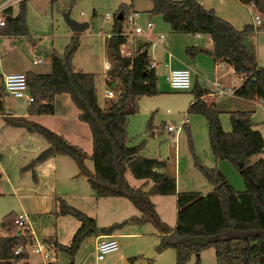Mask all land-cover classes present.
Wrapping results in <instances>:
<instances>
[{
	"label": "trees",
	"instance_id": "obj_1",
	"mask_svg": "<svg viewBox=\"0 0 264 264\" xmlns=\"http://www.w3.org/2000/svg\"><path fill=\"white\" fill-rule=\"evenodd\" d=\"M25 0H18V10L11 15V6L1 10L4 24L0 33L25 34ZM147 10L156 13L168 23L173 32L200 33L210 37V47L190 45L185 52L190 56L201 51L211 58V62L223 61L232 67L233 73L242 77L233 86L232 94L245 99L264 101V67L255 64L254 50L250 36L254 30L251 23L235 28L229 21L219 17L212 8L204 7L197 0H150ZM248 1L256 12L264 16V0ZM129 6L119 3L113 16L111 33L106 40V48L111 59V74L118 77V93L115 99L100 107L96 100L94 86L95 73L75 68L71 56L78 46L76 34L70 35L61 52L51 49L47 55L50 63L48 72L25 70L27 91L32 99L26 106L28 113H50L53 111L52 97L65 92L77 109V118L84 121L91 135L92 170L83 163L84 153L55 135L51 130L22 121L26 128L41 135L48 145L40 150L32 162L42 160L54 153L70 156L78 171L86 176L95 196L124 195L140 211L121 221L107 225H97L94 218L80 209L57 198V214H69L79 220L68 244L50 243L72 257L85 236L109 233L127 220L143 222L153 219L162 229L158 234L156 249L173 247L175 264H182L189 253L199 252L204 246H212L216 264H264V154L251 160L254 153H264V141L260 131L251 120V110H227L229 129L221 126L220 110L214 101L202 99L209 91V85L195 81L190 88L193 98L186 106V113L201 114L206 121L208 146L214 159H226L238 171L243 188L234 189L223 173L215 166H206L198 161L191 142L188 147L193 164L198 168L212 188L204 194L193 190H175V178L164 169V161L156 157L138 154L141 144H127L126 121L133 113V100L139 95L157 93L156 74L148 68L150 58L143 43L133 49L132 55H120L119 44L124 41L122 22ZM121 17H118L117 14ZM264 29V24L257 29ZM110 82V80H108ZM0 75V96L2 95ZM1 110V104H0ZM14 124L18 120H10ZM146 128H150L147 120ZM142 181L137 186L128 183L125 173ZM146 186V187H145ZM145 187V188H144ZM174 194L175 222L172 228L160 222L150 200L151 195ZM15 212L9 211L2 217L4 234H0V264H13V260L25 259L27 251L22 248L13 253V246L24 243L30 234L26 227L14 223ZM203 239V240H202ZM198 263V254L194 260Z\"/></svg>",
	"mask_w": 264,
	"mask_h": 264
},
{
	"label": "rangeland",
	"instance_id": "obj_2",
	"mask_svg": "<svg viewBox=\"0 0 264 264\" xmlns=\"http://www.w3.org/2000/svg\"><path fill=\"white\" fill-rule=\"evenodd\" d=\"M24 3V23L27 32L19 35L0 36V64L2 71L3 65L13 68L15 71H23L27 67H30L28 68L30 70L32 68L37 70L49 68V59L47 61L45 53L34 48V42L39 41V45L46 47L53 45L54 48L52 49L61 52L69 36L76 34L78 46L71 56V63L75 68L95 73L94 86L97 104L100 107H104L107 101L116 98L119 84L118 77L111 74L110 71L112 62L106 48L107 35L105 36V34L111 33L112 20L118 4L125 3L129 6L128 12H136L134 16L135 24L142 28L140 33L132 35L133 48L146 42L145 48L149 58L158 61L154 68L157 93L139 95L134 98L135 110L128 115L125 127L127 143L129 145L140 143L139 155L159 157L165 160L166 172L175 178L176 191L193 190L204 194L212 188V185L193 164L192 154L188 147L189 141L199 162L206 166L217 167L234 189L243 188V181L238 171L228 160L220 158L214 160L208 146L204 117L197 113H186V106L193 98L190 88L195 81L208 84L209 86L207 87L211 90L210 81L213 76L210 56L201 51L195 52V56L193 55L199 63L203 64V72L201 73L209 81H202L199 75L194 76L190 71V87L187 89H172L164 78L167 67L176 66L175 63H172L176 56L190 61V54L185 52L187 46L193 43L205 46L204 37L197 40L192 33L171 31L168 23L159 14L147 11L151 7L150 0H25ZM11 5V15H14L18 10V0H13ZM231 9L235 13L242 11L234 6H231ZM251 9L254 10L253 7ZM106 12L109 14L107 18L104 17ZM65 13L71 18L86 20L88 26L81 31H72L64 21L63 15ZM244 16L248 17L246 13ZM146 21H150L153 24V28L150 31H147L144 27ZM122 27L123 30H126L129 27H133V25L123 21ZM262 30L264 29H257L256 34L253 32L255 39H253L254 37L251 39L250 36L251 44H254L253 48L255 46L260 57L264 56V31ZM159 33L164 35L163 40L157 39ZM167 40H169V43ZM163 42L166 46L163 45ZM210 45V42L206 43L207 47H210ZM166 52H169L171 57L166 56ZM37 56H40L43 61L32 63L31 59ZM104 60L110 63V68L107 71L102 68ZM163 62H167V67L162 65ZM220 72L224 73L218 75ZM215 74L218 78L222 75V80L234 79L235 82L237 81L236 75L228 66L216 68ZM106 88L112 89L114 96L106 97L104 95ZM5 97L4 105L11 102V104L22 102L24 99L23 97L14 98L10 95H5ZM202 99L206 101L214 99L215 106L220 110L219 119L224 130L229 129L227 110L251 108L253 106V111L249 109L251 110V120L256 122H254L255 128L260 126L259 128L264 135V110L258 107L257 104L252 105L251 103L252 106L248 107L244 102L233 96L223 95L219 98L216 95L211 96L207 93L202 96ZM147 120L150 121V128L153 133H149L146 128ZM168 121L172 125L179 126L176 134H174V130L170 132L165 130V123ZM261 154L254 153L250 156V159L254 160ZM126 174L131 185L139 183L140 179L132 178L129 172H126ZM2 185L1 181L0 188ZM8 195L6 193L4 196H0V223L3 222V215L9 212V209L5 208H12L13 205L11 206L10 203L15 201L14 196ZM153 196L154 202L150 200L155 204L153 206L155 213L167 226L173 224L175 220L174 194H157ZM134 222L133 225H136L135 231L137 233L130 238L116 239L119 250L123 248L126 254V264H175L173 247L156 249L159 231L154 220L147 219L143 222ZM5 231L0 225V233H5ZM120 244L123 246L121 247ZM148 248H152L154 253L151 256H144L143 254ZM116 251L106 252L103 258L98 261L92 258L87 259V264H104V260L114 255ZM28 252L29 264H36L37 260H41L39 253ZM197 254V264H216L214 249L210 245L204 246L197 253H189L187 260L182 264H195L194 260ZM13 264L24 263L17 261L13 262Z\"/></svg>",
	"mask_w": 264,
	"mask_h": 264
},
{
	"label": "crops",
	"instance_id": "obj_3",
	"mask_svg": "<svg viewBox=\"0 0 264 264\" xmlns=\"http://www.w3.org/2000/svg\"><path fill=\"white\" fill-rule=\"evenodd\" d=\"M5 1L7 0H0V4L4 3ZM197 1L206 8H212L219 17L229 21L235 28H240L244 23H251L252 16L256 13L255 8L251 4L245 3L241 0ZM11 3L9 4L10 6H12ZM231 6H234L237 9L240 8L242 11L235 13L231 9ZM252 7L254 10L251 9ZM245 13L248 15L247 18L244 16ZM256 31L254 32L255 34ZM254 33L253 35L251 34V39L253 37V39H255ZM159 34L157 39L163 40L164 35L162 34V36L159 37ZM192 34L197 40L204 37L205 47H207V42L211 43L210 37L206 34ZM2 35L10 34L1 33L0 36ZM38 42L39 41L34 42L33 44L35 49H37L36 46L39 45ZM167 42L169 43V40H167ZM163 45L166 46L164 42ZM192 45L199 44L193 43ZM253 45L254 44H252V47ZM49 47L50 49L54 48L53 45H49ZM253 50L255 64L264 67V56L260 57L258 55L255 46ZM167 53L168 52H166V56ZM45 55L48 61V54L45 53ZM194 56H191L190 61L186 58H180L176 56L177 58L175 57L174 62L172 61V63H175L176 66H187L194 76L199 75L202 78V81L208 80L201 73L203 72V64L199 63ZM32 59V63H37L33 62ZM41 61H43V59H41ZM216 63H218V61L215 63L211 62L213 76L212 79H218L221 84L225 86L230 85L231 87L236 86L241 82L242 77L236 75L235 73L234 75L237 77L236 82L234 79L222 80V75L220 78H218V76L215 74L216 68H221L223 66H228L230 68V66L227 64H224L223 66H216ZM3 67L5 68H3V72L15 71L13 68L6 67L5 65H3ZM28 68L30 67L24 68L22 72L25 70H30ZM168 68L169 66L167 69ZM32 70L35 72H48L50 67H46L42 70L32 68ZM223 73L224 72H220L218 75ZM1 93L0 182L2 181L3 185L0 188V196H4L6 193H8V196H14L15 198L14 203H10L11 206L13 205L12 208L5 209H9L8 211L15 213L23 211L27 214L29 220V225L27 227L28 233L30 234L29 241H33V239L42 240L49 238L52 245L54 242L60 244H68L70 242L73 232L79 225V220L69 214H57L56 211L58 209V202L56 197L64 199L68 204L80 209L88 216L94 218L96 224L99 226L107 225L113 221H121L132 215L140 214V211L124 195L95 196L89 187L86 176L78 171L75 161L66 154L54 153L42 160L32 162L38 152L45 148L48 143L35 131L28 130L22 121L39 124L51 130L55 135L63 138L70 144L81 149V151L84 153L83 163L86 169L88 171L92 170V161L89 157L91 153L90 131L87 124L77 118V109L70 100L67 93L60 92L53 95L51 99L53 111L50 113H28L26 111L28 102H26L25 99H23L22 102H15L14 104H11V102L10 104L6 103L4 105L3 101L6 100L5 95H10L14 98L20 97H15L4 91ZM228 96H233L234 98L241 100V102H244V104L248 107L251 105V103L252 105L257 104L258 107L264 110V101L258 99L240 98L233 94ZM243 109H251L252 111L254 110L253 106L251 108ZM10 120H18V122L14 124L13 122H10ZM256 127L260 131L264 141V135L262 130L259 128L260 126ZM174 134L176 133L174 132ZM263 154L264 153L261 155ZM156 158L163 160L159 157ZM163 161L165 163V160ZM165 167L166 163L164 165V169ZM125 177L130 184L127 174ZM141 181L142 180L140 179L139 183ZM137 185L133 184L132 186ZM153 198L154 196L151 195L150 199L152 201ZM153 206H155L154 203ZM157 218L160 222L164 223L158 215ZM134 223V221L127 220L109 233H97L85 236L74 252L71 264H87V259H94L93 257L96 237L100 234L111 235L113 238H115V240L117 238L122 239L132 237L133 234L137 233L135 231L136 225H133ZM0 225L3 227V222H1ZM164 225L167 228H172L174 223L168 226L164 223ZM157 229L160 234L162 229L158 226ZM0 234L2 235L4 232ZM122 246L123 245H121V247ZM49 250L51 252L50 255L52 259L48 264H68L69 258L65 253L54 246H51ZM115 250H117L116 253L107 257L104 260V264H115V262L120 259V257L123 259V264L127 263V257L123 251V248L119 250V246H117ZM17 261H22L24 264H29V252L27 251V257L25 259H18L15 261L13 260V262ZM43 263L44 262H42V260L36 261V264Z\"/></svg>",
	"mask_w": 264,
	"mask_h": 264
},
{
	"label": "built area",
	"instance_id": "obj_4",
	"mask_svg": "<svg viewBox=\"0 0 264 264\" xmlns=\"http://www.w3.org/2000/svg\"><path fill=\"white\" fill-rule=\"evenodd\" d=\"M245 3H249L248 1L241 0ZM13 0H7L4 3L0 4V26L4 24V16L1 14V10L8 6ZM252 5V4H251ZM136 15L135 12L129 11L123 18L124 22L133 25V27H129V29L123 30L122 33L125 35L124 41H122L119 44L118 51L120 55L122 56H131L133 52V43H132V35L140 33L142 31V28L139 25L135 24L134 16ZM104 17H109V14L106 12L104 14ZM252 27L254 32L257 30V27L264 24V16H261L257 12L252 16ZM145 29L147 31H150L153 28V24L150 21H146L145 23ZM1 34V33H0ZM107 37L110 34H106ZM162 34H159V37H161ZM167 56H170V53H167ZM33 62L41 61L40 57H36L32 59ZM158 61H155L154 59H150L148 63V68L154 69ZM223 61H218L216 63V66H223ZM163 66L167 67V62L162 63ZM228 65V64H227ZM102 68L103 70H108L110 68V63L107 60H104L102 62ZM230 70L233 72L232 67L230 66ZM0 75H1V84L4 92L11 94L15 97H23L26 102L31 101L32 96L27 91L26 81H25V75L22 71H11V72H3L1 70V64H0ZM164 78L166 79L168 86L172 89H187L190 87V70L187 66H176V67H169L166 72L164 73ZM211 90L207 92L208 95L216 97H222L223 95H231L233 91V86H225L220 83L218 79H212L211 81ZM206 94V93H205ZM204 94V95H205ZM104 95L106 97H112L114 96L113 90L110 88H106L104 90ZM203 96V95H202ZM214 100V99H213ZM211 101V100H210ZM168 111V109H167ZM165 129L167 131L174 130L175 133L178 132L179 126L172 125V123L167 122L165 124ZM14 223L17 224L19 227H28L29 220L27 217V214L23 211H19L16 213V216L14 218ZM22 248H24L26 251L30 252H36L39 253L40 258L43 264H48L49 261H51V252L49 248H51L50 244H46L40 239H33V241L26 240L24 243H18L15 246H13L12 250L13 253H17ZM117 248V242L115 238H113L111 235L106 234H100L96 237V242L94 246V260L98 261L103 257V255L106 252L113 251ZM46 261V262H45Z\"/></svg>",
	"mask_w": 264,
	"mask_h": 264
},
{
	"label": "water",
	"instance_id": "obj_5",
	"mask_svg": "<svg viewBox=\"0 0 264 264\" xmlns=\"http://www.w3.org/2000/svg\"><path fill=\"white\" fill-rule=\"evenodd\" d=\"M118 17H121L119 15V13L117 14ZM64 21L65 23L68 25V27L72 30V31H81L83 30L85 27L88 26V22L85 20H77L74 18L69 17V15L67 13H65L63 15ZM36 48L41 51L44 52L46 54H49L51 52V49L49 47L46 46H42V45H37ZM143 53L146 52V49H143L142 51ZM203 240V239H202ZM153 249L152 248H148L145 252H144V256H151L153 254ZM15 261V259H14ZM116 264H123V259L120 257V259H118L116 261Z\"/></svg>",
	"mask_w": 264,
	"mask_h": 264
}]
</instances>
